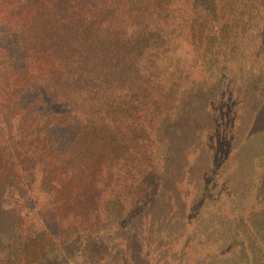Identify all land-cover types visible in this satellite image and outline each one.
<instances>
[{
	"label": "trees",
	"instance_id": "1",
	"mask_svg": "<svg viewBox=\"0 0 264 264\" xmlns=\"http://www.w3.org/2000/svg\"><path fill=\"white\" fill-rule=\"evenodd\" d=\"M244 87L264 92V0H0V264H108L160 220L190 109ZM259 146L247 218L201 203L241 241L226 264H264Z\"/></svg>",
	"mask_w": 264,
	"mask_h": 264
},
{
	"label": "rangeland",
	"instance_id": "2",
	"mask_svg": "<svg viewBox=\"0 0 264 264\" xmlns=\"http://www.w3.org/2000/svg\"><path fill=\"white\" fill-rule=\"evenodd\" d=\"M263 100L264 92L252 88L250 91L244 87L241 94L237 91L232 95L223 89L220 97L213 100L212 109H190L185 125L174 138L176 145L187 140V144L193 145V141L195 146L186 160L181 161L179 152L175 154L155 209L158 215L162 214L160 220L148 231V227L137 228L118 247L105 249L108 264H226L229 246L236 250L241 241L229 238L226 216L217 222L203 216L201 203H222L225 213L230 209L241 214L239 221L247 218L242 215L246 210L244 203H252V198L249 201V193L246 197L242 189L248 187L255 174L250 170L252 151L257 148L260 152L259 144L264 139L259 134L249 141L244 137L260 126L264 105L261 109L258 102ZM214 108L217 109L213 111ZM201 121L215 130L212 142L205 145L198 133L203 131ZM233 160L237 161L236 166ZM206 161L210 162L207 170L202 167H206ZM216 164V168L210 167ZM229 203L237 205L231 207ZM171 204L172 208L166 211Z\"/></svg>",
	"mask_w": 264,
	"mask_h": 264
}]
</instances>
